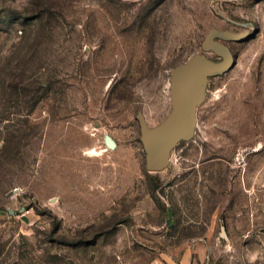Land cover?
Masks as SVG:
<instances>
[{
    "label": "rangeland",
    "instance_id": "1",
    "mask_svg": "<svg viewBox=\"0 0 264 264\" xmlns=\"http://www.w3.org/2000/svg\"><path fill=\"white\" fill-rule=\"evenodd\" d=\"M211 32L235 64L148 170ZM0 264H264V0H0Z\"/></svg>",
    "mask_w": 264,
    "mask_h": 264
},
{
    "label": "water",
    "instance_id": "2",
    "mask_svg": "<svg viewBox=\"0 0 264 264\" xmlns=\"http://www.w3.org/2000/svg\"><path fill=\"white\" fill-rule=\"evenodd\" d=\"M208 34L203 41V48L214 49L222 59L213 62L202 53H193L187 59L170 70L169 88L171 91L172 112L164 122L150 129L141 111L137 112L140 127V139L146 151V167L158 170L167 161V150L180 137H188L195 123V104L201 93L198 89L203 76L215 75L229 70L235 64V58L229 47ZM106 143L115 146L110 135Z\"/></svg>",
    "mask_w": 264,
    "mask_h": 264
}]
</instances>
